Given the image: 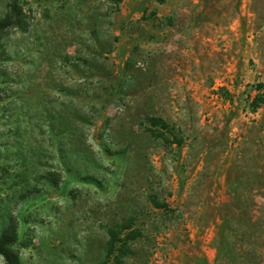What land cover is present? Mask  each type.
I'll use <instances>...</instances> for the list:
<instances>
[{"label":"rangeland","instance_id":"374dc122","mask_svg":"<svg viewBox=\"0 0 264 264\" xmlns=\"http://www.w3.org/2000/svg\"><path fill=\"white\" fill-rule=\"evenodd\" d=\"M11 223L19 264H264V0H0Z\"/></svg>","mask_w":264,"mask_h":264},{"label":"trees","instance_id":"16d2710c","mask_svg":"<svg viewBox=\"0 0 264 264\" xmlns=\"http://www.w3.org/2000/svg\"><path fill=\"white\" fill-rule=\"evenodd\" d=\"M151 121H153V123H156L157 120L151 118ZM15 238H16L15 225L11 223L6 227V229L0 235V254L4 258L5 264H19L18 255L15 252V250L11 247L15 243ZM113 243L114 241L110 242V245L112 247H113Z\"/></svg>","mask_w":264,"mask_h":264}]
</instances>
